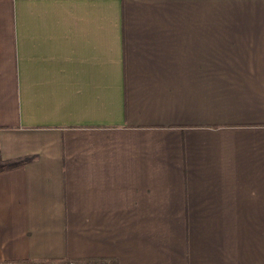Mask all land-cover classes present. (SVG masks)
I'll use <instances>...</instances> for the list:
<instances>
[{
	"label": "crops",
	"instance_id": "1",
	"mask_svg": "<svg viewBox=\"0 0 264 264\" xmlns=\"http://www.w3.org/2000/svg\"><path fill=\"white\" fill-rule=\"evenodd\" d=\"M264 264V0H0V262Z\"/></svg>",
	"mask_w": 264,
	"mask_h": 264
},
{
	"label": "rangeland",
	"instance_id": "2",
	"mask_svg": "<svg viewBox=\"0 0 264 264\" xmlns=\"http://www.w3.org/2000/svg\"><path fill=\"white\" fill-rule=\"evenodd\" d=\"M76 262L78 264H104L97 259H37V260H20V261H3L0 264H67L68 262Z\"/></svg>",
	"mask_w": 264,
	"mask_h": 264
},
{
	"label": "built area",
	"instance_id": "3",
	"mask_svg": "<svg viewBox=\"0 0 264 264\" xmlns=\"http://www.w3.org/2000/svg\"><path fill=\"white\" fill-rule=\"evenodd\" d=\"M67 264H78V263L71 261V262H68Z\"/></svg>",
	"mask_w": 264,
	"mask_h": 264
},
{
	"label": "trees",
	"instance_id": "4",
	"mask_svg": "<svg viewBox=\"0 0 264 264\" xmlns=\"http://www.w3.org/2000/svg\"><path fill=\"white\" fill-rule=\"evenodd\" d=\"M104 264H106V263H104Z\"/></svg>",
	"mask_w": 264,
	"mask_h": 264
}]
</instances>
